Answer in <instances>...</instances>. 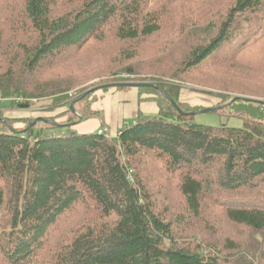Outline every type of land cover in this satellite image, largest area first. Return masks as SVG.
Listing matches in <instances>:
<instances>
[{"label":"trees","instance_id":"1","mask_svg":"<svg viewBox=\"0 0 264 264\" xmlns=\"http://www.w3.org/2000/svg\"><path fill=\"white\" fill-rule=\"evenodd\" d=\"M0 62V98L66 107L0 119V264H264V0H0ZM120 73L159 112L74 130Z\"/></svg>","mask_w":264,"mask_h":264},{"label":"rangeland","instance_id":"2","mask_svg":"<svg viewBox=\"0 0 264 264\" xmlns=\"http://www.w3.org/2000/svg\"><path fill=\"white\" fill-rule=\"evenodd\" d=\"M0 64H1V62H0ZM111 77H113V76H111ZM115 77L119 80L109 81L106 84L135 82L133 79L128 78L126 73H120L119 75H116ZM122 78L125 80H123ZM96 81H98V80H96ZM136 82H139V81H136ZM104 84L103 83L102 84L96 83V87L103 86ZM177 84H178L179 89H180L179 95H180L181 101L183 103L189 104L192 107L201 108V110L206 109V108H212V109H217L216 111L218 112V111L226 108V106H228V104L225 106H223L221 104V98L219 96L220 92H216L217 94H214V93H211L210 91H208L207 89H201L199 86L190 84L188 82H182L181 81V82H178ZM129 88L130 87H127L125 89L127 90ZM111 90H115V89L111 88L108 90V92H110ZM72 92H74L76 94V91H72ZM108 92H106V93H108ZM70 94L72 95V93H70ZM96 94L99 97L102 94H104V92L101 90H98L96 92ZM7 98H13V97H7ZM14 98H18V97H14ZM19 100H20V98H19ZM52 100H53V98H47V99L43 98V99L33 100L32 106L28 109L18 108V107H16L15 104H10L9 102L5 103L3 105H0V113H2V114H0V116L2 115V117L0 119L3 122H5V118L20 120L21 122H16L14 124V127L21 128L25 125V123L27 121H29L31 119H35L39 116L46 117V116L57 115L62 110L66 109V107H59L58 109H56L54 111H49L47 105L50 104L52 102ZM16 103H18V102H16ZM72 105L73 104H71V109H72ZM73 108H74V106H73ZM201 110H198V112ZM216 111L199 113V114H197L196 120L198 122H201V123L215 125V126H219L223 123H227L231 126L232 125L236 126V125L241 124V120L237 119L236 117H225V116L217 114ZM93 117L102 119L101 117H103V113H99L98 116H93ZM93 117H90V118H93ZM90 118H88V119H90ZM65 120H66V117L57 118V121L64 122L65 124H69L68 122H65ZM73 129H74V126H73ZM100 129H102V128H100ZM103 129L105 130V128H103ZM116 135H118V134H116ZM168 182L169 183H167L166 185L168 188H170V185H172V181L168 180ZM231 231L235 232L236 230L232 229ZM199 241H201V240H199Z\"/></svg>","mask_w":264,"mask_h":264},{"label":"crops","instance_id":"3","mask_svg":"<svg viewBox=\"0 0 264 264\" xmlns=\"http://www.w3.org/2000/svg\"><path fill=\"white\" fill-rule=\"evenodd\" d=\"M141 98H151L152 95H141L137 88L115 89L104 93L93 103V111L103 113V119L90 118L74 125V130L79 133H92L102 128L103 121L105 129L112 136L118 134L120 126L134 119L138 110L142 113L157 114L159 112L158 104L150 99L139 102Z\"/></svg>","mask_w":264,"mask_h":264},{"label":"water","instance_id":"4","mask_svg":"<svg viewBox=\"0 0 264 264\" xmlns=\"http://www.w3.org/2000/svg\"><path fill=\"white\" fill-rule=\"evenodd\" d=\"M154 84L152 83H147V82H124V83H112V84H104L103 86H99V87H96L94 88L95 90H100V89H103V88H114V87H133V88H142V87H153ZM239 97H236L235 99H238ZM246 99V98H244ZM251 101H256V102H261L259 100H256V99H250ZM74 103H76V101L73 102V105ZM172 103L178 108L177 104L175 101L172 100ZM73 105H72V110H74L73 108ZM217 109H212V108H206V109H203L201 111H199L198 113H205V112H210V111H216ZM1 118V116H0ZM39 121H44V122H48L47 119H45L43 116H39L37 118H35V120L31 123L28 124V128L36 125L37 122Z\"/></svg>","mask_w":264,"mask_h":264},{"label":"built area","instance_id":"5","mask_svg":"<svg viewBox=\"0 0 264 264\" xmlns=\"http://www.w3.org/2000/svg\"><path fill=\"white\" fill-rule=\"evenodd\" d=\"M19 98H0V105H3L5 103H8V102H19ZM102 129H99L98 130V133H102Z\"/></svg>","mask_w":264,"mask_h":264}]
</instances>
